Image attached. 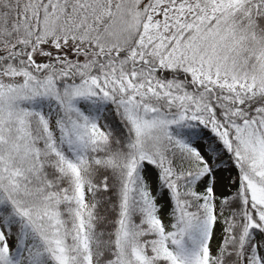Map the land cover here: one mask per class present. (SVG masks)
<instances>
[{
  "label": "trees",
  "instance_id": "trees-1",
  "mask_svg": "<svg viewBox=\"0 0 264 264\" xmlns=\"http://www.w3.org/2000/svg\"><path fill=\"white\" fill-rule=\"evenodd\" d=\"M166 3L0 0V46L9 47L0 54V71L31 78L20 94L0 96V264H61V254L72 264H264L258 207L238 188L214 214V198L199 190L210 184L212 167L193 146L204 142L213 167L241 172L245 147L235 128L248 122L264 138V91L242 93L236 108V92L194 88L184 65H164L171 50L190 44L182 33L194 32L197 42L218 17L225 19L218 51L236 36L246 53L258 47L263 54L264 0H222L207 25L199 21L203 3L186 24L171 25L173 18L163 24L174 29L159 44L146 24ZM57 39L80 41L86 61H66L44 74L32 53ZM89 77L97 81L95 95L75 96L76 84ZM126 80L140 92L124 93ZM141 119L162 132L156 190L178 191L170 206L156 204L160 197L142 171ZM84 125L96 126L101 137H82ZM214 128L228 132L231 146ZM217 221L223 239L212 253L207 244ZM203 236L201 256H190Z\"/></svg>",
  "mask_w": 264,
  "mask_h": 264
},
{
  "label": "rangeland",
  "instance_id": "rangeland-1",
  "mask_svg": "<svg viewBox=\"0 0 264 264\" xmlns=\"http://www.w3.org/2000/svg\"><path fill=\"white\" fill-rule=\"evenodd\" d=\"M222 0H167L166 4H159L152 11L153 20L147 22V30L153 32L151 40H161L164 34L173 32L174 28L169 29L168 27L162 26L167 23L170 18L173 21L170 23L175 26H180L182 23H187L193 16L195 11H198V7L203 3L204 5V19L201 17L199 21H204V25L211 24L209 18L217 14V10L221 6ZM238 0H228L230 3H234ZM166 7L168 10H166ZM201 9V8H200ZM170 10V12H169ZM210 13V14H209ZM209 14V16H207ZM217 18V17H216ZM215 18V19H216ZM197 19V18H196ZM219 20V21H218ZM216 21V28L211 30H204L201 37L197 42L193 41L194 32L187 35L182 33V37H187V43H190L183 49H173L170 54L166 55L169 62H165L164 65L171 66H183L189 72L191 80L190 83L194 88H199L200 85L204 86H217L221 90H228L231 92H236L238 95L235 99L233 107H238L240 104L244 103L243 95L244 92H257L264 91V53L259 54V48L256 47L255 53L250 51L246 53L244 51L243 44L241 40L236 39L234 36V43L228 46L224 51H218L217 47L222 43V39L219 35L220 33V21H225L218 17ZM150 25V26H148ZM229 38L233 37L231 32L228 31ZM227 34V35H228ZM237 44L241 48H238ZM237 45V46H236ZM9 47L0 46V54L7 50ZM84 46L81 45L80 41L75 39H57L54 41L44 42L39 44L34 52L32 53V62L34 68L37 70H45L44 74L47 73L46 68H54L57 64L65 63L66 61L85 62L87 55L84 52ZM245 54H244V53ZM264 52V50L262 51ZM261 52V53H262ZM250 58L249 60L246 58ZM248 60V61H247ZM165 66V67H166ZM161 69L162 67H156ZM59 69H62L60 67ZM186 78V74H181ZM30 77L27 72H16L14 71H0V96L6 93L20 94L22 89L26 85L30 84ZM131 79H137L136 74L133 73ZM187 79V78H186ZM81 82V81H80ZM76 84V88L73 91L75 96L95 95L97 81L91 77L85 78L81 83ZM80 83V84H79ZM124 93L126 91H132L134 95L140 92L139 87H136L130 80H126L122 85ZM130 95V93H126ZM198 108H201V103H196ZM237 105V106H235ZM234 110V109H233ZM234 112H232L233 114ZM187 114L181 115L185 117ZM195 120H198L195 118ZM235 120V119H234ZM141 123L138 124L139 133L142 137L140 144H142L145 149L143 150V167L142 171L147 176L151 184V190L157 195V184L159 177L161 175V169L156 161L163 162V146L161 144L162 132L158 128H154V123H149L148 121L141 119ZM236 123H241V121L235 120ZM89 127L84 125L81 128V136L84 137L89 134V138L96 141L100 138V130L98 128ZM156 129V130H155ZM236 131L242 137V146H244V154L242 156L241 162V172L238 171L237 166L233 167H213V157L207 153L205 150L204 142H195L193 146L198 148L203 155L210 162L212 167V179L210 184L203 185L199 188L202 193L210 194L214 199L212 200V206L214 214L219 213L223 204L225 203V198L230 194H233L240 188V192L246 191L254 205L258 207L259 223L258 226L264 229V138L261 134L254 133L252 125L247 123H241L236 126ZM224 141L231 146V140L228 136V132L224 129L214 128ZM81 137V138H82ZM147 149V151H145ZM231 151L232 147H228ZM236 155L239 151L236 150ZM239 160V159H238ZM241 160V159H240ZM135 167L132 163L131 169ZM172 196V197H171ZM157 200L162 204L170 206V201L178 199V191L175 188L166 189L157 195ZM159 207L160 215L164 219L165 210H161ZM257 225V224H254ZM177 239V238H176ZM221 239H223L222 223L217 221L215 228L212 232L210 241L207 246L212 253H215L220 245ZM204 242V236L200 241L190 247V256L194 258H199L202 254L201 243ZM9 239V244H11ZM198 243V244H197ZM200 244V245H199ZM62 251V250H60ZM138 255H140L138 253ZM61 264H72L71 260L67 258L65 254H61L59 257Z\"/></svg>",
  "mask_w": 264,
  "mask_h": 264
}]
</instances>
